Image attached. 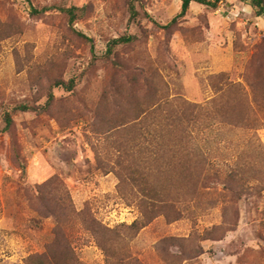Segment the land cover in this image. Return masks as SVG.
<instances>
[{
	"label": "rangeland",
	"instance_id": "374dc122",
	"mask_svg": "<svg viewBox=\"0 0 264 264\" xmlns=\"http://www.w3.org/2000/svg\"><path fill=\"white\" fill-rule=\"evenodd\" d=\"M183 1L0 0V264H264V190L239 197L225 181L246 153L264 166V117L250 128L217 114L264 82V17L223 0L169 26ZM123 36L135 41L99 60ZM177 111L195 190L168 165L169 135L155 145ZM158 158L175 172L147 174ZM158 190L167 208L137 229Z\"/></svg>",
	"mask_w": 264,
	"mask_h": 264
},
{
	"label": "trees",
	"instance_id": "16d2710c",
	"mask_svg": "<svg viewBox=\"0 0 264 264\" xmlns=\"http://www.w3.org/2000/svg\"><path fill=\"white\" fill-rule=\"evenodd\" d=\"M26 1L30 2V0H26ZM222 1L223 0H184L180 15L177 18L173 19L169 26H172L173 24H175L179 18L185 17L192 3H196L199 5L207 6L212 9H216ZM244 1L250 2V5L255 9V12L259 17H264V0H244ZM47 10L48 9L46 8L42 10H37L33 8L32 15L44 14L47 12ZM76 10H77L76 8L62 10V12L67 13L69 15L71 24H73L74 20L76 19V16H75ZM76 35L83 40H86L91 43L93 42L91 39H89L88 37H86L84 34L80 32H76ZM134 41H135V37H127V36H123V37L112 40L108 45V50L106 54L103 57H99L100 58L99 60L112 61V55L114 54V50L116 47H118L119 45H128V44L133 43ZM94 60L96 61V57H94ZM56 84L57 86L63 85V83H56ZM73 84L74 83L72 82V85H69L67 88L71 90L73 88ZM250 89H251L250 103L248 99L249 95H247L245 92H243V90H241L240 94L242 95V98L239 97V100L237 101H235L236 99H233V101L231 102H229L228 100L227 103L229 102V105H227L226 107H222L221 105H219L220 109L218 110L217 114L218 116L220 115L221 117L220 120L222 122H225L227 124H233L234 126H239V125H248L249 127L250 125L253 126L250 128H256L258 126L257 124L261 123V121L259 122L258 120H259V114H261L264 117V82L263 83L260 82L259 79L254 80L253 82L250 83ZM53 98L54 97L51 95L49 99V103L52 102ZM245 102H246V105L248 104V106H250L251 103L256 105L259 112L256 113L253 110H251L249 107L247 109V107L245 106ZM213 104L218 105L215 101H213ZM244 108H246L245 111H243ZM20 109L24 111L33 110L32 108L27 107V106H22L20 107ZM178 112L179 111H177V114H179ZM183 113H182V116H181V111H180L179 116L175 115L176 117H174L173 129L172 130L169 129V132H165L166 130L162 129L161 124H159V127L158 126L156 127V135H155V138L154 137L153 138L155 140V145L158 148V150L164 151V145L162 144L161 140L164 137H167L169 135V139L171 141L170 142L171 146H169V152L171 150L174 153L178 151L179 152L184 151V147H183L184 135H182L183 133L181 132L182 126H183L182 119L185 115V112ZM5 123H6V130L7 131L10 130L13 125V119L10 114L6 115ZM174 149H177V150L175 151ZM147 152H150V151H147ZM184 152H188L187 148L185 149ZM181 154L183 156V153ZM177 155L178 153H176L170 159V161L168 162V165L176 161L181 162L180 170L176 172L177 176L182 178L186 186H189L190 184H194L193 189L195 190L196 185L202 179L201 178L202 173L199 172L198 166L194 163L195 158L191 157L190 159L183 162L182 158L184 157L177 156ZM244 158L245 160L241 159L243 160L242 164L238 168H235L233 171H231L225 177L226 180L225 179L224 180L226 181V187L231 192H236L237 196L239 197L244 196V194L249 195L251 194L252 191L253 192L256 191L257 194L261 195V193L264 190V185H263L264 184V178H263L264 166L260 159V155L256 152L246 153ZM250 158L252 159L251 163L249 161ZM149 165H150V162H149ZM144 166L145 167L143 168V171L144 169H146V166L148 165H144ZM152 166L153 165L151 164V166H149V169H147V174L157 173L159 175L163 171L165 172V170L168 171L170 174L175 172V170L173 169H168V168H167L168 170L165 169V165L159 158L156 160V166H155L157 171L153 169V171L150 172V169ZM145 179L147 181V177H145ZM253 180H259V183H257V185H251V181ZM126 183H127V180H123L121 184L123 185L122 188L126 185ZM187 188H191V187H187ZM194 190L192 191L194 192ZM192 191L189 192L188 195L189 194L192 195L193 194ZM145 196L146 198L151 197L152 204H148L147 200L142 201L143 204L141 205L142 206L141 208L143 211L144 220L139 221L137 224L135 223L136 228L140 230L143 229L148 222L156 218L160 214V212H162V210L167 208V205H168V199L164 198L162 192H160L159 190L156 192L155 191L151 192V195L146 193ZM52 259H53L52 257L45 254L42 260L45 262L41 264H55L54 262H52L53 261Z\"/></svg>",
	"mask_w": 264,
	"mask_h": 264
}]
</instances>
